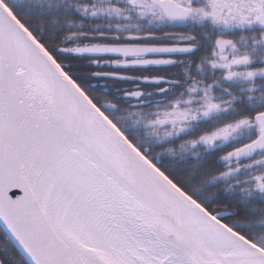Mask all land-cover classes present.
I'll use <instances>...</instances> for the list:
<instances>
[{
  "label": "snow or ice",
  "instance_id": "1",
  "mask_svg": "<svg viewBox=\"0 0 264 264\" xmlns=\"http://www.w3.org/2000/svg\"><path fill=\"white\" fill-rule=\"evenodd\" d=\"M0 264H264V0H0Z\"/></svg>",
  "mask_w": 264,
  "mask_h": 264
},
{
  "label": "flooded vegetation",
  "instance_id": "2",
  "mask_svg": "<svg viewBox=\"0 0 264 264\" xmlns=\"http://www.w3.org/2000/svg\"><path fill=\"white\" fill-rule=\"evenodd\" d=\"M151 71V70H150ZM132 85H118V87H131ZM145 87H148L147 85H145Z\"/></svg>",
  "mask_w": 264,
  "mask_h": 264
}]
</instances>
